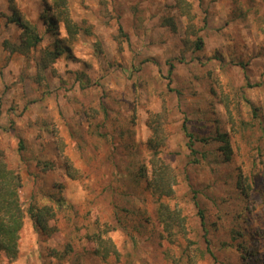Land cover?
<instances>
[{"label": "rangeland", "instance_id": "1", "mask_svg": "<svg viewBox=\"0 0 264 264\" xmlns=\"http://www.w3.org/2000/svg\"><path fill=\"white\" fill-rule=\"evenodd\" d=\"M176 1L66 0L80 31L49 63L53 1L0 0V154L24 206L58 187L67 203L47 234L25 218L0 264H264V0H184L191 23ZM13 10L42 35L26 54L5 45ZM155 127L169 198L146 183Z\"/></svg>", "mask_w": 264, "mask_h": 264}, {"label": "trees", "instance_id": "2", "mask_svg": "<svg viewBox=\"0 0 264 264\" xmlns=\"http://www.w3.org/2000/svg\"><path fill=\"white\" fill-rule=\"evenodd\" d=\"M53 6L49 7L50 10L47 12L52 13V17L48 18L45 16L43 18L45 21V32L54 33L57 31L58 24L62 23L63 28L67 34L66 38H58L53 42V50L47 52L49 63H53L55 59L60 56H65L66 58L70 57L69 47L64 44L65 41H70L76 38L80 28L74 22L70 21L68 14V9L66 6V0H52ZM12 2V0H10ZM190 4L184 0L176 1V8L178 9L181 16L187 17L188 22H192ZM9 19L10 23H14L21 29V36L19 39V44L14 47L9 44H5L9 49L10 53L20 52L26 54L30 49L35 48L41 41L42 35H40L35 24H31L28 21H22L16 10H13V14ZM121 31V29H120ZM10 47V48H9ZM202 47V41L200 38H196L194 42V48L196 51L200 50ZM218 59V58H214ZM48 67L47 62L42 63L39 66V70L43 71ZM170 70L173 68V65H169ZM151 128V126H150ZM153 134L147 141L148 149L150 150V159H148V165H150V179L146 180L147 186L150 189V192L154 197L169 198L172 193V186L174 183L173 177L169 174L170 171L165 165L160 154V148L162 140L158 136L157 128H153ZM185 129V128H184ZM185 135L192 139V136L185 132ZM217 138L220 142L225 144L223 146L224 151L227 153L228 142L225 138V134H218ZM19 149H23L22 143L19 144ZM45 165V164H44ZM43 165L44 169L45 166ZM71 164L66 167V174L71 179H74L77 176V170H75ZM142 172L144 170H141ZM21 178L19 174L7 166L4 156L0 154V256L4 255L11 258H16L18 255V240L19 234L23 228L25 218H29L33 225L37 228L38 232L42 234H47L48 231L52 228L48 227V222L55 220L57 215H61L67 207V203L64 198L61 196L63 191L62 187H58L52 193H46L50 205H46V202L42 201L41 198H35V202L29 203L27 206H24L22 200L19 196V189L21 188ZM197 206V203H196ZM160 209L166 211L168 214H164L163 222L167 220L174 219V216L170 213L169 207L167 205L161 204ZM199 218L202 222L203 230H205L204 218L202 212H198ZM63 218L66 217L62 215ZM179 219V216H177ZM95 246V252L98 251L103 254V256H108L109 249L111 244L106 245L103 237L93 234L90 238ZM108 243V242H107ZM112 249V248H111Z\"/></svg>", "mask_w": 264, "mask_h": 264}]
</instances>
